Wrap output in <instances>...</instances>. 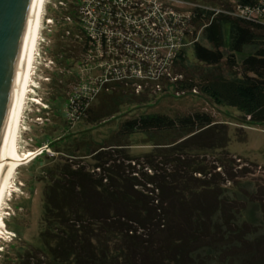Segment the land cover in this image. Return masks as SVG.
<instances>
[{
    "label": "trees",
    "instance_id": "16d2710c",
    "mask_svg": "<svg viewBox=\"0 0 264 264\" xmlns=\"http://www.w3.org/2000/svg\"><path fill=\"white\" fill-rule=\"evenodd\" d=\"M220 1L223 11L231 10V0ZM201 2L207 5L206 0ZM236 2L247 7L260 0ZM195 14V35L202 30L208 47L193 43L194 58L206 69L190 73L186 54L180 51L173 68L182 79L173 84L174 89L185 95L197 91L214 107L236 109L244 127L264 125V25L224 13L197 10ZM67 15L73 17L74 10ZM246 47H254L255 52L238 63L236 56ZM99 98L98 112L83 104L78 116L88 118L92 113L93 122L104 123L124 104L136 102L135 95L124 90ZM70 110H74L71 103ZM135 134L144 135L155 147V153L144 160L153 171L145 174L144 185L129 172L131 164L126 169L114 157L123 150L119 143L108 150L102 146L91 150L92 169L72 161L44 170L40 247L21 257L20 264H206L216 255L231 264L235 259L264 264V237L250 240L248 236L255 235L250 225L238 227L241 204L225 193L227 182L249 173L248 169L235 172V159L227 151L228 126L207 113L176 118L151 114L120 125L119 136ZM242 135L243 141L245 132ZM80 148L77 145L75 152ZM71 149L73 160L87 157ZM212 152L218 153L213 162L218 167H211L202 155ZM159 158L161 167L155 165ZM218 168L222 173L216 172ZM7 225L15 237L20 234Z\"/></svg>",
    "mask_w": 264,
    "mask_h": 264
},
{
    "label": "rangeland",
    "instance_id": "374dc122",
    "mask_svg": "<svg viewBox=\"0 0 264 264\" xmlns=\"http://www.w3.org/2000/svg\"><path fill=\"white\" fill-rule=\"evenodd\" d=\"M206 2L212 9H220L223 6L220 0ZM69 10H74V0H45L32 79L18 135V151L21 154L40 149H44V154L33 159L35 155L15 174L13 183L17 189L15 188L6 199L3 217L6 226L10 223L11 228L15 231L18 229L20 234H17V237L14 232L2 235L0 264H20L21 257L26 258L27 252L38 250L40 247L38 236L41 231L45 187L43 172L47 168L73 161L82 162L83 166L92 169L94 161L91 158V150L101 146L108 150L109 146L119 143L123 145L120 148L123 150L120 151L121 155L116 153L114 157L123 162L126 169L131 164L129 172H134V176H138V180L144 185L145 174H153V171L146 168L144 160L155 151V147L142 134L123 138L119 136V129L127 119L151 114L176 118L193 113H207L212 115L216 123L228 126L230 142L227 151L235 159V172L248 169L249 173L238 178L237 182H227L224 186L225 193L228 198L238 200L241 204V211L236 214L238 227L250 225L252 231H255V235L248 236L250 240L264 237V125L244 127L240 124L241 114L236 109L214 107L198 94L177 95L171 85L173 82L165 71L155 69L151 60L140 59L146 54L152 57L156 53L155 50L151 52L143 46L138 49L135 45L122 43L111 45L109 51L94 50L98 60L85 62L83 49L81 52L82 47H79L81 41L77 37L80 33L74 23L66 22ZM184 13L183 11L182 14ZM225 29V37L229 40V27ZM197 34L198 42L208 47L202 31ZM182 49L186 54L185 65L190 73L195 69H206L195 60L193 45L186 42ZM225 52L227 53V50ZM254 52V47H246L242 54L236 56V61L240 63ZM69 58L70 60H67ZM138 68L143 69V82L158 70V76L161 83L163 82L161 90L158 91L155 87L156 79L144 83V88L139 94L134 93L132 90L138 82L130 79L136 75ZM171 70L169 74L174 77L175 68L171 67ZM123 76L126 80L121 79ZM128 83L131 85L130 89L126 88ZM114 87L118 90L117 93L103 90ZM120 90L135 95L136 102L124 104L113 118L106 119L104 123L93 122L92 113L88 118H84L70 110L71 98L74 97L79 100V105L84 104L86 109L91 108L92 111L96 108L95 111L98 112L99 96L119 95ZM142 99H146V103H137ZM242 131L245 132L243 141L240 140ZM77 145L82 150L75 152ZM86 145L90 148L87 149ZM70 149L78 156L87 157H77L73 160L69 154ZM204 154L203 157L211 167H218V163H213L218 153L212 152L207 156ZM123 156H127L130 161ZM162 162L163 159L159 158L155 160V165L161 167ZM216 172L222 173L221 168ZM218 257L216 255V259L206 264H231L230 259L221 262ZM234 264L242 263L235 259Z\"/></svg>",
    "mask_w": 264,
    "mask_h": 264
},
{
    "label": "built area",
    "instance_id": "2783aa9c",
    "mask_svg": "<svg viewBox=\"0 0 264 264\" xmlns=\"http://www.w3.org/2000/svg\"><path fill=\"white\" fill-rule=\"evenodd\" d=\"M230 5L231 10L223 11L222 7L220 9L209 8L201 0H74V16L68 15L66 22L74 23L80 33L76 36L83 44L82 55L85 62L98 60L96 54L93 53L94 50L109 51L111 45L126 43L135 45L138 49L143 46L151 52L155 50L156 53L152 57L146 54L140 59L151 60L155 69L165 71L172 80L173 87L177 80L182 79V76L171 77L169 74L176 56L183 50L182 46L186 42L191 45L198 42V34L195 35L193 24L195 11L224 13L232 18H241L264 25V0H260L257 5L247 7L239 6L236 0H231ZM183 11L184 14H182ZM135 72L136 75L130 79L138 82L132 90L134 93L139 94L144 88V83L156 79L155 87L158 91L161 90L163 82L161 83L158 76V70L156 74L146 77L144 82L141 79L143 69L138 68ZM123 78L124 76L121 77ZM123 80H126V77ZM121 82L117 84L122 85ZM122 88L125 87L122 86ZM126 88L130 89L131 85L128 83ZM113 89L104 88L103 90ZM176 94L185 95L184 92H176ZM193 94L198 93L193 91ZM78 101L74 97L71 98L74 109L71 112L75 114H78L77 109L80 107ZM43 152L44 149L35 151L36 156L33 159L42 155Z\"/></svg>",
    "mask_w": 264,
    "mask_h": 264
},
{
    "label": "water",
    "instance_id": "95a60500",
    "mask_svg": "<svg viewBox=\"0 0 264 264\" xmlns=\"http://www.w3.org/2000/svg\"><path fill=\"white\" fill-rule=\"evenodd\" d=\"M36 0H0V172L24 65Z\"/></svg>",
    "mask_w": 264,
    "mask_h": 264
},
{
    "label": "bare ground",
    "instance_id": "6f19581e",
    "mask_svg": "<svg viewBox=\"0 0 264 264\" xmlns=\"http://www.w3.org/2000/svg\"><path fill=\"white\" fill-rule=\"evenodd\" d=\"M44 10L45 0H36L24 65L6 145L5 162L0 172V238L3 234H6V232L11 234L4 221L3 211L4 206L6 205V199L15 188L17 189V187H14L16 185L13 183L15 174H17L22 165H25L36 155L35 152L31 151L24 154H21L18 151V135L22 121L24 103L32 79V70L34 67Z\"/></svg>",
    "mask_w": 264,
    "mask_h": 264
}]
</instances>
